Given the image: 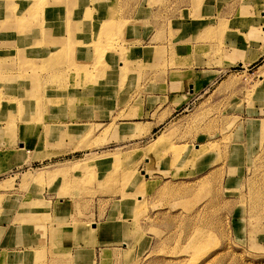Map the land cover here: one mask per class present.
<instances>
[{"label":"rangeland","instance_id":"374dc122","mask_svg":"<svg viewBox=\"0 0 264 264\" xmlns=\"http://www.w3.org/2000/svg\"><path fill=\"white\" fill-rule=\"evenodd\" d=\"M36 1L0 0V215L18 200L14 245L25 250L34 236L41 248L21 253L26 262L264 264V39L253 44L257 58L205 81L174 118L146 133L132 118L139 96L124 93L139 79L128 75L132 48L122 30L133 22L123 13L143 11L147 0ZM178 1L193 3L195 16L210 0ZM58 12L61 37L48 21L58 22ZM255 16L264 21V8ZM158 50L161 63L142 67L163 76L183 65ZM110 85L118 91L102 93ZM105 218L121 221L113 226L120 232L132 221L131 240L96 256L99 246L95 254L86 248ZM13 260L25 264L17 253Z\"/></svg>","mask_w":264,"mask_h":264},{"label":"crops","instance_id":"0c3cea01","mask_svg":"<svg viewBox=\"0 0 264 264\" xmlns=\"http://www.w3.org/2000/svg\"><path fill=\"white\" fill-rule=\"evenodd\" d=\"M185 5L187 11L184 10ZM200 6L203 13L199 12L193 16L194 4L192 3L190 7L188 1L179 3L178 0H147L144 3L143 11L129 10L123 13L125 20L133 21H129V24L122 30L125 48L128 50L132 48V54L124 59L125 63L129 65L128 75L137 73L139 79L138 86L134 88L137 90L133 89L131 92L124 93L139 96L137 116L132 118L140 120L147 128L146 133L158 131L170 119L174 118L177 115L176 112L203 89L205 81L216 80L220 73L226 71L227 67L241 64V62L250 63L258 56L259 51L257 48H253V44H256L259 39H264V24H262L264 21H259L255 15L258 7L264 8V0H210ZM248 8L250 10L246 11ZM78 13H76L78 17L75 19L77 21L81 19V14L78 15ZM48 15L51 16V13ZM57 16H59L58 22H52L47 17L52 26H58L57 30L51 26L54 35L61 37L64 36L62 31H65L66 27L63 22L64 18L63 20L60 18V12ZM183 19L186 20L184 24L182 23ZM160 24H168L170 28H163L158 32L157 27ZM259 28H262L261 32ZM259 46L260 52L264 53V40ZM163 47L164 60L174 59L183 65L168 66L165 75L157 76L160 69L158 72L156 67L146 69L142 67V63L149 62L154 65L161 63V54L158 48L163 50ZM136 63L140 67L134 71ZM120 64L122 63L120 62ZM114 86L110 85L102 93L113 94V91L118 88V85L116 88ZM123 87L126 88L125 83ZM0 168L3 170L2 164ZM11 194L12 192L9 193V195ZM13 204L16 209L12 214L5 212L0 215V264H15L13 259L16 253L18 259L26 264L28 261L26 262V258L21 253L33 254L36 251L35 248L41 249L35 243L37 237L29 235V225L26 227L24 235L28 242L32 237L31 246L21 250L14 245L18 241V235L17 233L12 234L10 231L15 213L18 212L19 202L10 198L7 205ZM33 205L32 200L26 202V207L29 210L34 208ZM61 206L63 207V203ZM54 207L53 204V209ZM120 222L114 218H105L103 221L97 222L101 224V228L97 230L100 232L96 231L98 235L94 245L86 250L92 249L95 254V248L99 246L100 252L96 253V256L101 253L114 254L119 250H125L129 244L125 241L131 240L133 223L129 219H125L124 225H122L124 230L122 232L114 230L113 226H120ZM14 227H19V225ZM18 229L15 228V231L22 232ZM123 242L125 244H122ZM74 251L72 250V252Z\"/></svg>","mask_w":264,"mask_h":264},{"label":"bare ground","instance_id":"6f19581e","mask_svg":"<svg viewBox=\"0 0 264 264\" xmlns=\"http://www.w3.org/2000/svg\"><path fill=\"white\" fill-rule=\"evenodd\" d=\"M41 1V0H40ZM40 1H36V2H31V3H38V2H40ZM9 21H11L12 23H14L15 24V26H23V25H26V24H28L27 22H25V20H23V19H15V20H13V19H10L9 18ZM13 24V25H14ZM14 26V27H15ZM30 26V25H29ZM48 58V57H47ZM21 69V68H20ZM21 70H23V69H21ZM25 70V69H24ZM53 72V71H52ZM56 72H57V70H56ZM18 73V72H17ZM54 73V72H53ZM61 73V72H60ZM39 77V76H38ZM53 78V77H52ZM52 80V79H51ZM54 80V79H53ZM13 103H14V101H13ZM7 146V145H6ZM3 151V150H2ZM2 161V160H1ZM3 166V165H2Z\"/></svg>","mask_w":264,"mask_h":264}]
</instances>
